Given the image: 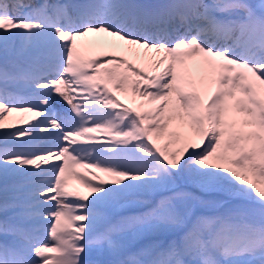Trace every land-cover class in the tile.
<instances>
[{
    "label": "snow or ice",
    "instance_id": "snow-or-ice-1",
    "mask_svg": "<svg viewBox=\"0 0 264 264\" xmlns=\"http://www.w3.org/2000/svg\"><path fill=\"white\" fill-rule=\"evenodd\" d=\"M4 113L0 264H264V0H0Z\"/></svg>",
    "mask_w": 264,
    "mask_h": 264
},
{
    "label": "rangeland",
    "instance_id": "rangeland-1",
    "mask_svg": "<svg viewBox=\"0 0 264 264\" xmlns=\"http://www.w3.org/2000/svg\"><path fill=\"white\" fill-rule=\"evenodd\" d=\"M177 181H179V183H182L183 185H187L189 188H186L185 186H181V188L183 187V189H180L179 188H175L174 190H167V193L165 194L166 195H182L184 197H186L187 199L182 201V204H191L192 205V210L195 211L196 208L199 206V201L201 200H204V201H209V202H212V201H223L222 199V194L219 193V192H216V191H210V193H207L205 196L204 194H196L194 192V190H196L197 192H204L205 190H202L199 186L197 185H194L192 184L191 182H189L187 179L185 178H177L176 179ZM169 191V192H168ZM206 192H209V191H206ZM193 195L192 197H187V196H191ZM204 196V197H202ZM163 197L162 196H157L155 198V201H158L159 199H161ZM194 198V199H192ZM197 199V201H196ZM209 214H212L211 212Z\"/></svg>",
    "mask_w": 264,
    "mask_h": 264
},
{
    "label": "bare ground",
    "instance_id": "bare-ground-1",
    "mask_svg": "<svg viewBox=\"0 0 264 264\" xmlns=\"http://www.w3.org/2000/svg\"><path fill=\"white\" fill-rule=\"evenodd\" d=\"M102 38L104 39L106 37L104 36ZM102 38H100V39H102ZM121 98L124 99L123 97H121ZM7 121H8V123H6V125H9V127H5L3 129H0V133L7 132V131H14L16 129V128L12 127V126H15L16 123L12 122L11 117H8ZM0 183H2V181H0ZM0 195H2V193H0Z\"/></svg>",
    "mask_w": 264,
    "mask_h": 264
}]
</instances>
